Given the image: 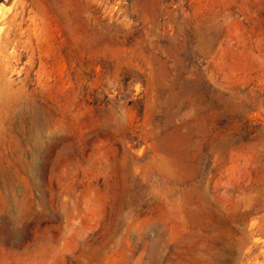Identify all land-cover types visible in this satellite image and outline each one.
Listing matches in <instances>:
<instances>
[{
  "label": "rangeland",
  "instance_id": "obj_1",
  "mask_svg": "<svg viewBox=\"0 0 264 264\" xmlns=\"http://www.w3.org/2000/svg\"><path fill=\"white\" fill-rule=\"evenodd\" d=\"M0 264H264V0H0Z\"/></svg>",
  "mask_w": 264,
  "mask_h": 264
}]
</instances>
